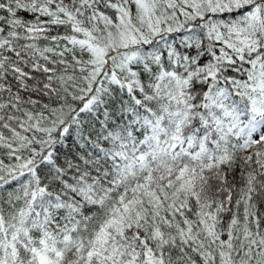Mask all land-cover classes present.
<instances>
[{
    "label": "snow or ice",
    "instance_id": "1",
    "mask_svg": "<svg viewBox=\"0 0 264 264\" xmlns=\"http://www.w3.org/2000/svg\"><path fill=\"white\" fill-rule=\"evenodd\" d=\"M0 264H264V0H0Z\"/></svg>",
    "mask_w": 264,
    "mask_h": 264
}]
</instances>
